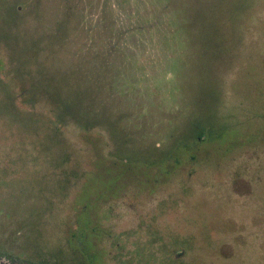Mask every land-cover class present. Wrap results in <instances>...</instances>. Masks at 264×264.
<instances>
[{"label":"rangeland","instance_id":"rangeland-1","mask_svg":"<svg viewBox=\"0 0 264 264\" xmlns=\"http://www.w3.org/2000/svg\"><path fill=\"white\" fill-rule=\"evenodd\" d=\"M59 251L264 264V0H0V264Z\"/></svg>","mask_w":264,"mask_h":264},{"label":"trees","instance_id":"trees-1","mask_svg":"<svg viewBox=\"0 0 264 264\" xmlns=\"http://www.w3.org/2000/svg\"><path fill=\"white\" fill-rule=\"evenodd\" d=\"M89 105H90V103L88 104V106L87 105H85V108H84V111H83V113L82 114H80V115H76V116H70L69 115V117H70V119H72V121L73 122H75V123H77V125L79 126V128H81V129H88L91 125L90 124H88L87 122H88V120H89V118H88V113H89V111L87 110V108L88 109H90L89 108ZM79 112V111H78ZM60 116L61 115H58V119L60 120V121H63V120H61L62 118H60ZM200 126V125H199ZM198 126V127H199ZM202 126H204V125H202ZM199 131H202V130H198V132ZM190 135V134H189ZM174 160L176 161V162H178V160H177V158H174ZM131 162V160L128 162V163H130ZM154 165L156 164V161L153 163ZM72 236L74 237L75 236V232H74V234H72ZM70 240V239H69ZM59 256H60V251H59V255L57 254L56 256L54 255V259H53V254H51V256L50 257H48V258H46V257H42V258H40V259H38L37 260V262H35V264H62L61 262H62V259H59ZM31 262V261H30Z\"/></svg>","mask_w":264,"mask_h":264}]
</instances>
